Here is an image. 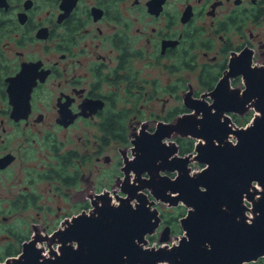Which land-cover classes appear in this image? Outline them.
Returning a JSON list of instances; mask_svg holds the SVG:
<instances>
[{"label":"flooded vegetation","instance_id":"obj_1","mask_svg":"<svg viewBox=\"0 0 264 264\" xmlns=\"http://www.w3.org/2000/svg\"><path fill=\"white\" fill-rule=\"evenodd\" d=\"M245 57L264 67V0H0V264L50 257L68 221L118 205L136 136Z\"/></svg>","mask_w":264,"mask_h":264},{"label":"water","instance_id":"obj_2","mask_svg":"<svg viewBox=\"0 0 264 264\" xmlns=\"http://www.w3.org/2000/svg\"><path fill=\"white\" fill-rule=\"evenodd\" d=\"M229 66L210 102L188 96V113L132 141L118 205H95L68 221L50 257L39 249L5 264H245L264 257V67H251L246 57ZM232 75L242 76V90L229 88ZM248 109L255 111L249 124L235 126L230 115ZM174 135L195 139L193 152L178 155ZM194 161L202 165L197 172ZM157 202L186 208L182 235L168 244L165 226L159 245L146 247L161 223Z\"/></svg>","mask_w":264,"mask_h":264},{"label":"rangeland","instance_id":"obj_3","mask_svg":"<svg viewBox=\"0 0 264 264\" xmlns=\"http://www.w3.org/2000/svg\"><path fill=\"white\" fill-rule=\"evenodd\" d=\"M180 77L183 78V80H184L183 85L185 84V82H187V84H189L193 87L195 94L198 93V95H199L200 93L205 91V89H201V87L198 86V80H197L195 73H189V72L184 73V72H182V73L172 74L171 79L175 80V79L180 78ZM234 87H237V88L238 87H244L243 80H241V78L240 79L238 78L235 81ZM201 98H204L205 100L210 102L209 98H206V97H201ZM162 99H166L168 101L167 106H170V107L182 106L181 98H178L176 95H173L170 98H167V96H166L164 98H160V101H158V100L155 101V106H156L157 112H161L160 111L161 109L159 107L161 105L160 102ZM185 113H188V110ZM156 115H157V118H159V116H161L163 114L157 113ZM181 115H183V113ZM247 115L250 118L246 122V124H244V125H238L235 121H233L232 115H230V117H231V120L235 126L244 127L245 125L249 124L250 120L255 115V111L253 109H248L242 115H237L238 117H241V119L243 116H247ZM178 137H181V136H178ZM181 138L192 139L189 137H181ZM172 140H174V139H172ZM193 140H194V144H195L196 140L195 139H193ZM194 144H193V148H194ZM191 152H193V150ZM189 166H190L191 172H197L202 168V165L198 164L196 161L191 162ZM155 206L160 211L161 215L162 214L165 215L164 218L162 217L163 219H166V220H169V219L171 220L172 218L176 219L175 221H173L171 223L172 224L171 228L174 229L172 234H170L171 240L168 242V244L171 245L172 243H174L176 241V237H179L180 235H182V230H181L180 225H179V219L185 215L186 208L184 206L171 207V206H168L167 204H164L162 202H157ZM163 228H164V225L160 226L156 230V233L153 234L152 236H146V239H147V243L145 245L146 247H152V245H155L157 247L159 245L158 240H159L160 233H161ZM152 237H153V239H152ZM260 259H262V264H264V257H262ZM260 259H258L256 262H250V263H245V264H257Z\"/></svg>","mask_w":264,"mask_h":264},{"label":"trees","instance_id":"obj_4","mask_svg":"<svg viewBox=\"0 0 264 264\" xmlns=\"http://www.w3.org/2000/svg\"><path fill=\"white\" fill-rule=\"evenodd\" d=\"M249 118L250 117H248V115L243 116L242 119H241V117H238L237 115H232L233 121H235L238 125L246 124V122L249 120ZM176 142L178 143L180 155L187 154L193 150V144H194L193 139H185V138L177 137ZM161 216L164 218L165 215L162 214ZM152 239H153V237H152ZM257 264H262V259H260Z\"/></svg>","mask_w":264,"mask_h":264},{"label":"built area","instance_id":"obj_5","mask_svg":"<svg viewBox=\"0 0 264 264\" xmlns=\"http://www.w3.org/2000/svg\"><path fill=\"white\" fill-rule=\"evenodd\" d=\"M229 139H230L231 142H233V143L235 142V140H234V138L232 136H230ZM248 215H250V214L248 213ZM152 246H155V245H152Z\"/></svg>","mask_w":264,"mask_h":264}]
</instances>
